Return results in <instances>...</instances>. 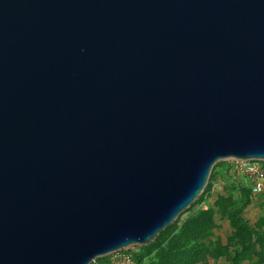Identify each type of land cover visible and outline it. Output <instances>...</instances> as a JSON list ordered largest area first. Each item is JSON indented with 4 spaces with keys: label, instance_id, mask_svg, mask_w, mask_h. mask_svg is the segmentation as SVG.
<instances>
[{
    "label": "water",
    "instance_id": "1",
    "mask_svg": "<svg viewBox=\"0 0 264 264\" xmlns=\"http://www.w3.org/2000/svg\"><path fill=\"white\" fill-rule=\"evenodd\" d=\"M228 161L264 162V0H0V264L147 247Z\"/></svg>",
    "mask_w": 264,
    "mask_h": 264
},
{
    "label": "trees",
    "instance_id": "2",
    "mask_svg": "<svg viewBox=\"0 0 264 264\" xmlns=\"http://www.w3.org/2000/svg\"><path fill=\"white\" fill-rule=\"evenodd\" d=\"M225 164L227 163H219L214 167V169L220 166H225ZM225 172L227 174L228 180L240 188V195L237 199H233L232 197L220 199V201L216 204V207L217 210H219L221 213L223 211L226 213V218L230 221L232 226L239 232L243 233L246 238L238 239L235 243L229 242L226 248L219 246V244L217 243L216 246H212L209 249L207 254L213 260H217L219 257L225 258L229 262V264H242L245 260L250 261L249 264H264V257L262 254H260L261 263L255 262L256 246L260 245L261 243L260 231H258L256 228L251 227L249 223L241 216L242 210L250 204V189L246 186L243 187L239 181L235 180L232 175H230L228 165H226L225 167ZM213 178L214 175L212 174L210 176L208 189L211 182L213 181ZM239 184L241 185V187L239 186ZM208 189H206L204 193ZM203 194L192 206L198 204L203 199ZM200 216L201 221L196 222V225H194V227L188 226L187 228L183 229L180 235L172 236L173 230L175 229L176 223L179 221L180 217L174 224L160 233L157 241L163 243L165 242V239H170V241L166 249H159V260L156 264H194L199 260V253L201 249H189L187 248L186 244L190 240H199V237H205V235H209L211 229L212 212H203L200 214ZM171 236L172 238H170ZM154 248L157 247L154 243H152L147 247L141 249L142 251L134 252L130 250L128 252L131 253L136 264H146L145 259L149 256V254H151L153 250H155ZM104 260L105 259H98L96 260V263H104Z\"/></svg>",
    "mask_w": 264,
    "mask_h": 264
},
{
    "label": "rangeland",
    "instance_id": "3",
    "mask_svg": "<svg viewBox=\"0 0 264 264\" xmlns=\"http://www.w3.org/2000/svg\"><path fill=\"white\" fill-rule=\"evenodd\" d=\"M225 166H220L216 169H213L211 175H214L213 181L208 185V189L203 194V199L196 205L190 207L182 216L179 218V221L176 223V227L173 230L172 236L180 235L182 230L188 226L194 227L196 222L201 221L200 214L203 212H212L211 217V229L209 235L199 237V240H190L187 242V248L189 249H201L199 253V260L194 264H229L225 258L219 257L217 260H213L207 253L212 246H216L217 243L221 247H227L228 243H235L238 239H245V235L235 229L230 221L226 218V213H222L217 210L216 204L220 199H226L232 197L237 199L239 197V187L228 180L227 174L225 172ZM210 180V179H209ZM240 184L244 187L246 183L238 180ZM239 186L241 187V185ZM205 189V190H206ZM241 216L246 220L249 225L253 228H256L260 231L261 243L256 246L255 250V262L261 263V255L264 257V195L259 197H252L250 204L242 210ZM200 219V220H199ZM205 221V220H204ZM188 230V229H187ZM172 236L170 238H172ZM158 238V237H157ZM155 239L152 243L156 245L157 248H154L145 259V263L156 264L159 260V249H166L170 239H163L165 242L157 241ZM151 243V244H152ZM140 249H133L134 252L142 251ZM263 249V250H262ZM107 262V258H104ZM250 261L245 260L242 264H249ZM103 264V263H101Z\"/></svg>",
    "mask_w": 264,
    "mask_h": 264
},
{
    "label": "built area",
    "instance_id": "4",
    "mask_svg": "<svg viewBox=\"0 0 264 264\" xmlns=\"http://www.w3.org/2000/svg\"><path fill=\"white\" fill-rule=\"evenodd\" d=\"M229 166L230 175L235 180L246 183L250 189L252 197L264 195V162L245 161V162H226ZM92 264L96 263V261ZM103 264H136L131 253L128 251L117 252L107 257V262Z\"/></svg>",
    "mask_w": 264,
    "mask_h": 264
}]
</instances>
